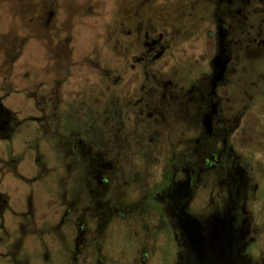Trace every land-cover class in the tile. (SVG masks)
I'll return each instance as SVG.
<instances>
[{
	"label": "flooded vegetation",
	"instance_id": "1",
	"mask_svg": "<svg viewBox=\"0 0 264 264\" xmlns=\"http://www.w3.org/2000/svg\"><path fill=\"white\" fill-rule=\"evenodd\" d=\"M119 6L106 68L0 33V264H264V0Z\"/></svg>",
	"mask_w": 264,
	"mask_h": 264
},
{
	"label": "rangeland",
	"instance_id": "2",
	"mask_svg": "<svg viewBox=\"0 0 264 264\" xmlns=\"http://www.w3.org/2000/svg\"><path fill=\"white\" fill-rule=\"evenodd\" d=\"M119 4L122 5V0H0V33L13 31V33H19L20 36L26 33H37V36L44 33H60V39L63 38L61 33H70L72 42L68 46L69 48L75 46L77 49L81 48L79 50H82L81 57L84 65L94 61V63L106 68L110 48L115 40L111 32L114 29H119L118 26H112L111 19H114L115 25L118 21H123L121 12L119 16L112 18L117 13V9L121 8ZM52 9H54L55 16L46 28V14ZM118 36L116 35V38ZM32 41L28 45H32ZM34 43L37 45V42ZM43 60V57L38 55V62L41 63ZM37 66L42 65L37 64ZM89 79L92 80V76L85 73L84 70V84H87ZM96 83V90L92 94H97L98 98L100 94H107L105 87L108 84L102 80L101 76H98ZM83 93V102L89 105L91 93L84 87ZM74 102L69 103L67 110H75ZM99 107L103 116L106 117V100L100 101ZM84 109L87 110V108ZM128 167L132 168V165ZM130 199L132 201L140 199L139 192L137 190L131 192ZM141 226L140 223L139 229ZM136 246H131L132 256L136 251Z\"/></svg>",
	"mask_w": 264,
	"mask_h": 264
},
{
	"label": "water",
	"instance_id": "3",
	"mask_svg": "<svg viewBox=\"0 0 264 264\" xmlns=\"http://www.w3.org/2000/svg\"><path fill=\"white\" fill-rule=\"evenodd\" d=\"M200 253L202 255H200ZM200 253H199L200 259L198 261H194L193 262L194 264H226L225 261H223V259H221V258H217V259L211 258V260H208V259L205 260V259H203V250H201Z\"/></svg>",
	"mask_w": 264,
	"mask_h": 264
}]
</instances>
